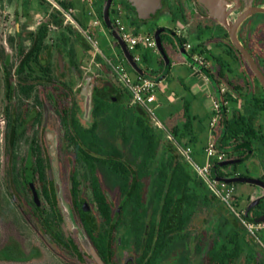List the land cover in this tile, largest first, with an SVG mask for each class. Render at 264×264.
<instances>
[{
    "label": "flooded vegetation",
    "instance_id": "flooded-vegetation-1",
    "mask_svg": "<svg viewBox=\"0 0 264 264\" xmlns=\"http://www.w3.org/2000/svg\"><path fill=\"white\" fill-rule=\"evenodd\" d=\"M11 1L0 0V33L6 30L11 32L6 27L11 15L1 10L3 4L10 11ZM16 1L21 11L17 10L12 15L16 19L15 40L20 57L15 68L17 89L26 98H31L35 89L51 86L60 92L61 98L48 93L47 99L54 109L36 99L37 103L43 105V112L34 108L30 113H23L25 109L22 107L21 113L12 111L9 101L14 84L11 81L12 73L5 70L4 107L7 116L4 153L10 158L19 155L15 149L17 139L23 132L25 135L21 139L28 138L31 128L37 127V131L28 138L19 184L31 193L30 204L41 216V225L52 239L83 264H264V237H260V234H264V221L253 222L246 217L248 209L251 219L264 216V84L243 52L234 45L227 27L210 15L201 0H162V7L149 19L140 18L130 0L112 1L111 19L120 16L134 33L135 29H139L138 34L153 35L156 42V31L164 29L160 38L170 59L169 69L165 71L166 63L157 42L155 48L148 49L152 60L157 62L156 67L146 64L143 59L138 64L153 76L163 75L154 81V110L160 107L159 95L164 92L162 83L166 82L168 88L171 82L177 88L178 85L182 87L178 94V99L182 100L181 107L175 108L176 120L169 124L156 113L148 112L134 99L106 60L83 35V28L95 35L97 28L87 27V22L91 23L95 18L100 21L99 28L106 30L98 14L102 0H81V14L72 1L57 0L60 7H56L47 0H39L43 7L38 9L41 12L39 16L31 12L33 0ZM223 3L225 10H232L227 17L229 21L241 13L247 3L259 5L264 0H223ZM54 16L61 21L60 24L54 21ZM44 25L48 26V35L39 54V63H31V67H26L20 73V64L28 56ZM63 27L69 36L62 32L57 42H47L51 31L62 30ZM146 27L151 29V33H142L141 29ZM71 33L74 39L70 38ZM24 37L29 41L28 48L23 46ZM239 38L264 77V13L247 17L239 27ZM7 41V38H0V44L4 46ZM116 42L114 39L115 46ZM77 46L81 48V56L77 53ZM167 50L175 53L176 60H171ZM153 54L157 55L154 57ZM119 56L120 52H117L115 59H119ZM86 57L94 70L86 67ZM161 58L164 61L162 69L158 63ZM4 63L7 66V60ZM176 64L187 65L191 72L185 79L178 78L175 82L174 78L169 82V72ZM154 70H159V73H154ZM192 76L200 77L202 88L209 90L212 109L207 117V125L202 117L192 112V101L185 98L187 92L191 91L186 79ZM98 98L108 103L119 102L123 110L132 111L136 116L139 114L159 135L156 155L146 167H142L144 151L139 146L137 133L127 141L118 129L115 135L112 134L111 127L117 123L109 119L113 110L103 112L104 105L96 103ZM185 102L194 116L193 129L188 136L178 138L172 129L186 121ZM222 105L226 111L227 127L220 147H217L223 128ZM82 109L85 114L80 115ZM244 115L255 134L241 133L228 137L230 120ZM194 136L198 138L195 147L189 144ZM210 141H214L215 150L221 155L212 167L218 162L232 161L217 168L218 176L254 180H219L213 177L211 167L210 174L214 180L232 186L234 210L221 201L183 152L186 147L194 157L195 150H201L204 163L205 148ZM173 154L194 180L202 183L208 198H204V194L192 200H185L183 194L170 198L172 194L166 188L163 190L165 194L160 193L165 187L160 171ZM63 157L70 169L67 185L62 180ZM135 180H140L143 185L140 200L129 198V191L137 187ZM237 184L250 186L245 189L244 199L238 195ZM82 187L90 190L91 201L82 195ZM195 187L199 189L191 182L190 191ZM96 189L104 194L103 202L96 195ZM62 195L67 197V205L63 203ZM44 202L49 205L47 212ZM202 207H207L208 212H200ZM242 219L255 226L258 238L248 231ZM226 220L228 223L224 225ZM194 226L196 230L190 231ZM222 228L225 229L223 232ZM233 228L241 238L242 249L238 254L235 244L231 242ZM4 250L10 255L3 257ZM0 255V259H17L7 247L0 250Z\"/></svg>",
    "mask_w": 264,
    "mask_h": 264
},
{
    "label": "rangeland",
    "instance_id": "rangeland-1",
    "mask_svg": "<svg viewBox=\"0 0 264 264\" xmlns=\"http://www.w3.org/2000/svg\"><path fill=\"white\" fill-rule=\"evenodd\" d=\"M117 1L118 0H114L113 3ZM17 6V1L12 0L11 2H9L10 11H7L8 7L2 4L1 10L3 12L6 10L8 16L11 15V17H9L10 20L8 21L7 19L6 26L11 29V32L6 30L0 33V38L2 40L4 38L8 39L7 45L4 46L0 44V50L2 51V54L0 55V63L2 66L0 69V250L7 247L9 250H12L15 256H17V259H0V264H83V262H78L77 260H75V258L70 256L68 252H66V250L62 248V246L58 245L52 239L51 234L45 231V229L41 225L42 222L39 219L41 216H39L37 210H35L34 207L30 204L31 193L29 192V190L21 187V185L19 184L21 180V171L23 170L24 165V156H26L28 149V138L37 131V127L35 126L31 128V130L28 132V138L25 137L24 139H21L25 135V132H23L22 135H20V138L17 139L15 149L17 152H19V155L10 158L7 154L4 153V151L6 152V149L3 138L7 116V114H5L4 107L6 99L4 77L5 70L12 73L11 81L14 84L12 99L9 101L12 107V111L18 110V112L21 113L22 107L25 109L23 113H30V111L34 110V108H39V110L43 112V105L37 103L36 99H38V102H45L46 104H48V106L53 108L52 102L47 99L48 93H54L56 97H58L59 99L61 98L60 92L56 89H53V87L51 86L48 88L40 87L35 89L32 93L31 98H26L24 95L19 93L17 89L18 81L15 75V68L19 63L20 57L17 51L15 40L16 19L14 18V16H12L17 10L21 12L20 8H18ZM34 7L35 9H39L40 7L43 8L39 4V0H36L34 2ZM20 17L23 16L20 15ZM141 31L142 33H151V29H149L148 27L142 28ZM62 32L66 33V35L69 36V32L65 27H63L62 30L51 31L49 33V37L47 38V42H57ZM97 35L104 54L109 58L115 59L117 52H119V49L115 46L113 37L106 30H104L103 32L97 31ZM24 38L25 40L23 42V46L25 48H28L29 41L26 37ZM70 38H75L73 33H71ZM75 48L78 55L81 56V48H79L78 46ZM167 51L171 57V60H176L175 53H173L171 50ZM156 55L157 54H153L154 57ZM119 59L121 60L120 56ZM4 60H7V66L4 63ZM89 62L90 59L86 57L84 62L86 63V67L88 69L92 68V70H94V67L89 66ZM87 68L84 69L85 72L88 71ZM190 72L191 70L185 64L173 65L169 72V82H171V80L174 78H176L175 82L178 78L185 79L187 75L190 74ZM100 73L104 75L103 71H100ZM202 82L203 81L198 76H192L186 79V84L188 86L191 85V91L187 92L185 98L189 101H192V112L202 117L204 124L207 125V117L211 112L212 105L211 98L209 96V90L202 88ZM179 89L182 90V87L178 85L177 88V85L173 86L171 82L170 87L164 94L165 97H160V99L162 98V105L160 106V108H158L157 110L155 109L154 111L156 115L163 121H166L167 107L168 105H170L169 101L167 100V95L169 93L178 95L180 94ZM77 97L79 98L78 94ZM181 103L182 100L178 99L175 104H172V106H174L175 108H180ZM36 105H39V107H37ZM79 114H85L84 110L82 109ZM53 115L57 118L56 113H53ZM22 116L20 119L23 120ZM58 127L60 128L59 131L62 132L60 123H58ZM63 165L64 172L62 180L63 183L67 185L68 172L70 169L65 157H63ZM248 187H250L248 184H237V191L240 199H244L243 195L245 194V189ZM82 195L87 200L91 201L92 195L88 188L82 187ZM62 198L63 203L67 205V197L65 198V196L62 195ZM43 204L44 207H46L45 211H49V205L46 202H44ZM205 211L208 212L207 207H202L200 212L204 213ZM194 227L195 228L190 231L196 230V226ZM260 235V237H264V234ZM3 254L6 256L10 255V253L8 252H5Z\"/></svg>",
    "mask_w": 264,
    "mask_h": 264
},
{
    "label": "trees",
    "instance_id": "trees-1",
    "mask_svg": "<svg viewBox=\"0 0 264 264\" xmlns=\"http://www.w3.org/2000/svg\"><path fill=\"white\" fill-rule=\"evenodd\" d=\"M105 0L101 1L100 6L98 7V14L99 18L102 20L104 27L106 31L111 35L110 31L108 30L104 19H103V6H104ZM64 5H68L67 3L63 2ZM54 21L58 24L61 23V21L57 18V16H54ZM114 23V19H112ZM132 23H134L132 21ZM140 32L139 29H135V33L138 34ZM48 33V26L44 25L43 27L40 28V31L38 33V36L35 38L34 45L31 49V51L28 53V56L26 59L20 64L19 67V72H24L26 67H31V63L37 62L39 63V54L42 52L44 48V40L47 37ZM112 36V35H111ZM116 46L119 49L120 52V57L123 60L124 65L130 70V72L136 73V71L132 68V66L129 64L127 59L124 56V53L120 47V45L116 42ZM136 53H138L143 61L152 66L156 67L157 62H154L152 60V55L150 51L147 48L143 47H138L136 50ZM159 65L160 68H163L164 61L161 58L159 60ZM159 68V69H160ZM47 69V68H46ZM154 73H159V70H154ZM138 74V73H136ZM97 104H102L104 105L102 108L103 112H106L107 110L112 109L113 110V115L109 116L110 120L117 121L115 126L112 125L111 127V133L116 134L117 129L120 130L119 132L122 134V137L124 138L125 141L129 140L131 136L135 133L139 136V146L143 149L144 153V158L142 161V167H146L149 162L155 157L157 149L159 147L160 139L159 135L146 123V120L140 116L139 114L136 116L134 115L132 111L128 110H123L119 106V102H113V103H108L104 101L103 99H97L96 100ZM184 114L186 121L181 125V126H176L175 128L172 129L173 134L181 138L183 136H188L189 133H191L193 127V117L190 113V107L189 104L185 102L184 105ZM241 133H246L247 135L250 134H255L253 126L251 123L248 121L247 117L240 116L239 118H236L234 120H230L228 124V129H227V134L228 137L231 135H238ZM94 138H96L95 135H93ZM228 137L226 136L225 139L227 140ZM198 141L197 137H193L189 140V144L194 146L196 145V142ZM116 151V149H114ZM202 157V152L201 150H195L194 152V159L198 161L199 163H203V160L201 159ZM163 168L160 171V177L162 178V183L164 184V188L161 189L160 193L164 194L166 191H163L165 188L168 189L170 194H172V197L170 198H176L177 194H183V198L185 200H192L196 199L198 196H203L204 198H208L207 193L204 191L203 185L200 181H195L193 176L189 171L185 169V167L179 162L178 157H176L175 154L171 156V159L167 161V164H163ZM141 176V174H140ZM127 179V178H126ZM97 182V181H96ZM191 182H194L198 188L195 187V189L191 192ZM134 183L137 184V187L135 190H130L129 192V198L130 197H135L136 199L140 200L141 198V188H142V183L140 180H135ZM128 191V189H126ZM96 195L98 196L99 199L103 202L105 200L104 194L99 190L96 189ZM165 198V197H164ZM103 207H106V205H103ZM227 220L224 222V225L227 224ZM225 229L222 228V232ZM233 235H232V240L231 242L235 244L236 246V252L237 254L241 251L242 246H241V238L239 237V234L233 228L232 230ZM6 251L4 250L2 252L5 253ZM1 256V255H0ZM8 256V255H7ZM3 257H6V255L3 254Z\"/></svg>",
    "mask_w": 264,
    "mask_h": 264
},
{
    "label": "built area",
    "instance_id": "built-area-1",
    "mask_svg": "<svg viewBox=\"0 0 264 264\" xmlns=\"http://www.w3.org/2000/svg\"><path fill=\"white\" fill-rule=\"evenodd\" d=\"M56 7H60L57 0H47ZM114 25L120 33L123 41L126 43L128 49L134 53V59L140 63L142 61L141 56L136 53L138 47L147 49H153L156 47V42L153 35L150 34H135L129 25L121 18L116 16L114 18ZM91 26L99 28L100 21L95 18L91 22ZM83 35L88 39L91 45L101 56L106 60L111 70L119 77V79L125 84L128 90L132 93L134 99L140 103L148 112L154 115L153 102L156 99V84L154 81L149 80L139 74L130 72V70L124 65L123 60L113 59L106 56L100 46L98 38L93 35L88 29H82ZM215 121V118L213 119ZM184 154L188 157V160L192 166L197 170L198 174L205 180V182L215 191L222 202L227 204L232 210H234L233 203V188L230 185L220 184L210 174V169L215 160L221 158L220 154H217L215 150L214 141H210L205 148L206 160L204 163H199L190 154L189 149L183 148ZM243 224L248 231L258 238L256 228L251 223L242 219Z\"/></svg>",
    "mask_w": 264,
    "mask_h": 264
},
{
    "label": "water",
    "instance_id": "water-1",
    "mask_svg": "<svg viewBox=\"0 0 264 264\" xmlns=\"http://www.w3.org/2000/svg\"><path fill=\"white\" fill-rule=\"evenodd\" d=\"M112 1L113 0H106L104 8H103V19H104V22H105L108 30L110 31V33L112 34L114 39L117 41V43L120 45V47L124 53L125 58L129 62V64L132 66V68L136 71V73H138L139 75H141V76H143L149 80H152V81L160 79L163 75H161L159 77V76H153V75L149 74L134 59V56L132 55L131 51L128 49L126 43L123 41L120 33L118 32L116 26L114 25V23L111 19L110 7L112 4ZM130 1L133 4V6L136 8V10L139 14V17L142 19H149V18L154 17V15H156L157 11L162 7V0H130ZM201 1L206 5L207 9L209 10L210 15L215 17L218 21L222 22L227 27L234 45L243 52L247 61L250 63L251 67L254 69L255 73L258 75V77L260 78V80L264 84V77L262 76L260 70L258 69L257 65L255 64L253 57L245 49L244 45L242 44V42L239 38V27L242 24V22L247 17H249L251 15H254L256 13H264V3L259 4V5L247 3L246 7L244 8V10L241 13L237 14V16L234 15V17H232V19L228 21L227 17L232 10L227 11L224 9L225 5L223 3V0H201ZM163 30L164 29L157 30L155 33V38H156V42H157L159 52L165 60V63H166V68H165L166 70L165 71H167L170 67V59H169L168 55L166 54V52L163 48L162 41L160 38V33ZM180 48L182 50L183 55L187 58V55L183 52V48L182 47H180ZM219 100L222 104L221 96H219ZM222 113H223V128H222V134L217 141V147H220L221 137H222V135L225 132L226 127H227L226 111H225L223 105H222ZM231 162H232L231 160H225V161L216 163L212 167L213 177L216 179H219V180L226 181V182L254 181V180L247 179L244 177L222 178V177L218 176L217 172H216L217 168L220 167L221 165H226V164H229ZM246 217H247V219H249L253 222L264 221V216L258 217L255 219H251L250 215H249V209L246 212Z\"/></svg>",
    "mask_w": 264,
    "mask_h": 264
},
{
    "label": "crops",
    "instance_id": "crops-1",
    "mask_svg": "<svg viewBox=\"0 0 264 264\" xmlns=\"http://www.w3.org/2000/svg\"><path fill=\"white\" fill-rule=\"evenodd\" d=\"M36 0H33L32 1V6H31V12H32V14L33 15H36V16H39V15H41V12H39L38 11V9L36 8L35 9V7H34V2H35ZM69 1H72V2H74L75 3V6L77 7V10H78V13H82L81 12V8H82V6H81V0H69ZM91 23L88 21L87 22V27L88 28H92V26L90 25ZM93 29V28H92ZM95 31V35H96V37L98 36L97 35V31H100V32H103L104 30L103 29H96V30H94ZM98 38V37H97ZM180 60H178V62H179ZM167 87V85H166V82H164V83H162V88H163V90H164V92H162V93H160V95L159 96H163V98L165 97L164 96V94H165V92H166V90L168 89V87ZM166 88V89H165ZM178 98H179V95H175V94H173V93H169L168 95H167V100L169 101V104L170 105H168V107H167V118H166V120H167V122L169 123V124H173L174 122H175V120H176V114H175V107L174 106H172V104H175L176 102H177V100H178ZM161 100H162V98L159 100V106H161L162 104H161ZM160 108V107H159Z\"/></svg>",
    "mask_w": 264,
    "mask_h": 264
}]
</instances>
